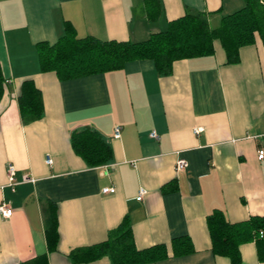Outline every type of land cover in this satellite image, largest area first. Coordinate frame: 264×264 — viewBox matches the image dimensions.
Segmentation results:
<instances>
[{"label": "crops", "instance_id": "crops-1", "mask_svg": "<svg viewBox=\"0 0 264 264\" xmlns=\"http://www.w3.org/2000/svg\"><path fill=\"white\" fill-rule=\"evenodd\" d=\"M160 3L152 20L144 0H0V204L13 209L7 217L0 213V264L45 252L49 264H112L107 256L75 263L69 253L106 239L126 217L138 248L166 243L170 249L182 236L193 243L192 252L170 250L141 264H231L213 252L207 216L220 210L236 222L264 214V44L258 34L235 63L215 41L214 54L178 59L170 74L149 58L64 79L41 68L38 44L55 43L67 21L79 37L142 41L187 11L206 12L217 27L245 0ZM25 80L41 90L44 104L42 117L30 122L23 121L18 100ZM85 127L112 146L107 163L90 166L74 151L72 133ZM195 127L203 130L196 134ZM182 157L187 165L178 171ZM9 162L20 181L15 187ZM23 175L34 180L23 182ZM51 204L60 234L54 251L45 233L44 207ZM240 252L241 264H264L255 241L241 244Z\"/></svg>", "mask_w": 264, "mask_h": 264}, {"label": "trees", "instance_id": "trees-1", "mask_svg": "<svg viewBox=\"0 0 264 264\" xmlns=\"http://www.w3.org/2000/svg\"><path fill=\"white\" fill-rule=\"evenodd\" d=\"M161 8L160 0H144L149 19H156ZM258 34L264 44V0H245V5L223 16L221 24L212 27L204 11H187L170 20L166 29L153 32L142 41L101 39L93 35L79 37L70 22L65 23L63 34L53 43L38 44L40 65L43 71H54L60 79L115 70L134 59H153L159 72L170 74L174 61L214 54L215 41L224 48L227 61L240 59V48L252 44ZM5 77L0 65V100L4 93ZM19 106L24 122L42 117L44 104L41 90L32 80H25L19 95ZM74 151L90 166L107 163L112 158V146L95 129L75 130L71 136ZM45 233L48 251L58 248L60 234L55 205L44 207ZM207 226L215 254L226 256L231 264H241L240 245L255 241L260 261H264V214L232 222L216 210L207 216ZM173 255L194 251L190 237L172 239L170 249L166 243L145 248L135 244L130 220L126 217L106 239L73 248L69 256L75 263H86L104 256L112 264H141ZM20 264H49L48 253L31 257Z\"/></svg>", "mask_w": 264, "mask_h": 264}, {"label": "built area", "instance_id": "built-area-1", "mask_svg": "<svg viewBox=\"0 0 264 264\" xmlns=\"http://www.w3.org/2000/svg\"><path fill=\"white\" fill-rule=\"evenodd\" d=\"M203 128L202 127H195L194 128V132L197 134L199 133L200 131H202ZM151 135L153 137H156L158 138V134L153 131L151 133ZM115 136L116 137H119L120 136V127H116V131H115ZM259 158H264V148H260L259 149ZM47 162L50 164L52 162V158L50 156H47ZM187 165V160L185 158H179L177 160V164H176V169L178 171L180 170H183ZM16 172H17V169H16V166L14 163L12 162H9L7 164V177H8V180H9V185L12 186V187H15L20 181H18L16 179ZM34 179L30 176V175H23V179L22 181L23 182H26V181H33ZM103 191L104 192H114L115 191V188L114 187H105L103 188ZM146 192V189L145 188H141L140 189V192H139V195H138V199L141 200L143 198V195L145 194ZM0 213L3 215V216H10L12 213H13V209L8 207L6 204L2 203L0 204Z\"/></svg>", "mask_w": 264, "mask_h": 264}]
</instances>
